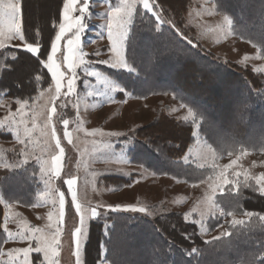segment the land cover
Returning <instances> with one entry per match:
<instances>
[{
	"label": "trees",
	"instance_id": "16d2710c",
	"mask_svg": "<svg viewBox=\"0 0 264 264\" xmlns=\"http://www.w3.org/2000/svg\"><path fill=\"white\" fill-rule=\"evenodd\" d=\"M214 1L219 11L232 18L236 34L258 45L264 54V0ZM62 3L55 0L41 16L40 12L30 11L28 0H22L25 42L42 44L40 57L45 61L61 19ZM150 3L151 11L138 4L129 28L125 56L131 69L96 64L122 86L117 98L124 100L127 94L141 98L173 94L193 110L201 130L209 134L208 139L220 153L224 152L222 147L228 151L264 149V73L249 64L223 58L198 41L197 28L188 19L194 0ZM7 51L0 70V92L11 99L32 102L51 85V74L24 48L9 47ZM18 71L22 73L20 80L16 77ZM0 138L11 139V135L0 132ZM125 139L131 143L127 155L134 164L187 182L208 177L210 168L196 169L182 162L194 142V123L171 115L165 106ZM26 169L15 170L14 174L0 171L3 195L10 199L22 195L23 199L27 186V201L33 200L34 183ZM139 176L108 174L101 177L99 185L119 189ZM15 180L23 188L14 190ZM238 190L229 188L218 196V203L226 208L231 203L235 213L264 215L263 193L250 187ZM4 215L0 203V236ZM222 218L210 220L211 229L221 225ZM226 225L227 235L206 240L198 224L182 211L162 208L152 216L101 213L90 222L83 264H99L103 259L110 264H264V220L253 215L244 223ZM2 241L0 238V245ZM38 256L32 254L34 264H41Z\"/></svg>",
	"mask_w": 264,
	"mask_h": 264
},
{
	"label": "rangeland",
	"instance_id": "374dc122",
	"mask_svg": "<svg viewBox=\"0 0 264 264\" xmlns=\"http://www.w3.org/2000/svg\"><path fill=\"white\" fill-rule=\"evenodd\" d=\"M9 2L15 3L14 0H4V3ZM54 2L55 0H28V6L30 11L40 12L42 16ZM120 3L121 0L90 1L84 18L86 26L81 33L86 63L77 69L75 90L71 95H66L67 89L64 87L61 89L62 94L59 98L53 100L55 82L52 80L51 85L40 91L32 102L26 101L24 116L27 127L33 129L30 136L25 135L23 125L17 127L12 122L13 114L20 112L17 103L20 100L8 98L0 92V121H5L0 127V132L11 135V139L0 138V171L14 174L15 170L28 167L26 173L34 183V198L30 200V203L26 196L27 186H25V195L19 191L23 194V199L21 195V198L17 196L12 198L13 200L3 195L0 188V201H2L0 203L7 211L3 222L5 221L8 232H12L10 229L18 225V230L12 233L25 231L26 228L41 229L44 232L54 231L57 227L58 200L63 194L65 218L59 225L62 233L58 249L59 256L56 258L58 264H77V260L79 264H83L84 245L88 239L90 222L101 213L113 211L141 213L149 216L162 208L182 211L187 219L198 224L203 238L211 240L221 237L222 233H228L227 223H233V220L246 221L249 217L246 216L247 212L235 213L231 203H227L228 208L218 203V196L229 188L234 192L243 187H250L262 193L260 188L264 185V182L259 185L256 183V179L264 176V149L228 151L222 147L221 150L224 152L220 153L215 144L208 139L209 134L201 130L200 121L195 118L193 110L173 94L160 93L144 98L127 94L124 100H118L117 94L123 91L122 86L97 65L131 69L125 56V44L136 7L141 2L140 0L135 2L133 16L128 24L124 40L123 56L128 64L127 68L111 66L115 63V57L109 51L110 41L107 38V14L111 7L118 6ZM225 17L231 21L230 26L225 23ZM188 19L189 23L197 28L196 37L205 48L223 58L240 64H249L256 71L264 73V54L260 47L236 34L232 18L219 11L214 0H194ZM40 24L43 25L42 18ZM65 44L66 40H62L61 51L54 59L62 65L61 70L66 73L64 81L66 84L70 74L63 63ZM24 45V41L18 37L4 42L0 47V53H3L0 56V70L4 65L5 57L9 54L7 48H22ZM97 50L99 55L96 54ZM84 70L95 71L99 73V77L88 76ZM20 75L22 76V73L18 71L16 77L19 80ZM164 106L171 115L194 123V142L182 162L196 169L210 168L205 180L183 181L170 175L153 172L142 165L132 163L128 158L127 151L131 143L125 138L136 128L154 119L160 108ZM53 107L56 108L55 114L51 113ZM49 115H52V120L46 126ZM33 118L35 124H33ZM19 119V115H15V120ZM65 119L69 121L67 129L63 125ZM41 129H45L49 134L47 144ZM52 130L56 133L54 139L50 135ZM65 131L69 132L70 137H65ZM111 133L118 135H110ZM216 133L219 131L217 130ZM56 140H59L60 147L64 149L59 176L51 171L52 157L60 155ZM43 161H49V164L43 166L42 170ZM4 164L10 167H4ZM221 172L224 173L223 178L219 177ZM114 173L127 176L133 173L142 175L130 185L119 189L99 185L102 176ZM68 179L76 180L73 190L77 193V202L96 208L99 212L94 217L89 215L84 222L83 235L79 238L78 258L75 255L77 250L75 229L80 227V223L72 203L71 191L66 183ZM223 179H226L227 183H223ZM12 182L15 184L17 180ZM23 186L15 184L14 190L17 191L18 187L23 188ZM7 192L10 195L11 190ZM209 196L212 197L211 203L214 205L211 210H209ZM228 197L229 195L226 198ZM115 206H120V210H117ZM127 206L143 208L145 211L126 210ZM40 210H42V221L34 218L39 215ZM49 213H52L51 219H49ZM215 216H222L223 222L211 229L210 220ZM0 238L3 240L0 245V253H3L0 255V264H21L23 253L16 250L24 248L31 249L29 261L33 264L32 254L38 253L35 251L34 238L7 240L6 231ZM8 242H13V245L9 247ZM38 255L37 258H41L42 264H47L43 252H39ZM99 264L110 263L103 259Z\"/></svg>",
	"mask_w": 264,
	"mask_h": 264
},
{
	"label": "snow or ice",
	"instance_id": "6c2138e0",
	"mask_svg": "<svg viewBox=\"0 0 264 264\" xmlns=\"http://www.w3.org/2000/svg\"><path fill=\"white\" fill-rule=\"evenodd\" d=\"M135 2L136 0H121V3L118 6L111 7L110 11L108 12V21H107V38L110 41V53L115 57V63L111 66L114 67H124L127 68L128 64L123 56V48H124V40L127 35L128 31V24L130 23L131 17L133 16V12L135 9ZM143 5V8L146 10H152V3L150 0H140ZM82 3V7L79 4ZM63 22L59 24V30L55 33L54 38L51 40L50 43V53L46 56V61L40 57V52L43 48L42 44H36L34 46L33 43H26L25 50L36 57L40 64L47 69V71L51 74L52 80L55 82V91L52 97L53 100L59 98L62 94L61 89L66 87L67 92L66 95H71L75 90L76 84V76H77V69L80 68L82 65L86 63L85 57L86 53L82 49V37L81 33L85 29L84 18L85 14L88 12L89 9V0H63ZM79 12L80 15L76 16L73 15L75 12ZM225 23L230 26L231 21L225 17ZM6 29V31H5ZM19 38L21 41L26 40L25 33L22 29V20H21V4L20 0H16L15 3L9 2L4 3V0H0V47L3 46L4 42L7 40H12L14 38ZM66 40V44L64 45V53L63 54V63L66 65L67 72L70 74L68 75L66 84L65 75L66 73L61 70L62 65L57 63V60L54 57L57 56V53L61 51V41ZM97 55H99V50H97ZM107 63V61H103ZM88 76L91 77H99V73L95 71H88L84 70ZM20 107V112L18 114H13L12 122L17 125V127L23 125V131L25 135L31 134L33 129H29L27 127V122L24 116V109L27 107V102L17 101ZM63 107V105H61ZM51 113H56V108L53 107L51 109ZM191 114V110H190ZM15 115H19L20 119L17 121L15 120ZM52 115L48 116L46 121V126L51 123ZM5 121H0V127L4 125ZM33 124H35V119L33 118ZM69 121L67 119L63 120V125L65 129ZM41 134L46 137V144H47V137L49 136L48 132L45 129H41ZM51 138L56 137L55 130L51 132ZM65 137H70L68 131L64 133ZM110 135H118L117 133H111ZM56 147L60 151V155L52 157L51 160V171L59 176L60 175V168H61V160L63 157L64 149L60 147L59 140H56ZM235 163V161H233ZM49 161L42 162V170L43 166H47ZM4 167H10V165L4 164ZM239 175V174H238ZM220 178L224 177V173L221 172L219 174ZM248 178L247 176L245 177ZM264 182V176L259 177L256 179V183L262 184ZM69 190L71 191L72 195V203L75 206V211L79 216V223L80 227L75 229L76 239V253L75 255L79 256V238L83 235V225L85 220L88 218L89 215L92 217L99 214L96 208H92L89 206H85L84 204L77 202V193L73 190V185L76 184L75 179H68L66 181ZM223 183H227L226 179H223ZM260 191L264 193V185L261 186ZM212 197H208L209 203V210H211L214 205L211 203ZM2 202V201H0ZM117 210H120V206H115ZM126 210L130 211H145L143 208H136L134 206H127ZM57 214V227L54 231L44 232L41 229L35 228H26L25 231H20L17 233L8 232V239L14 240L19 238L23 239H35L36 240V252H43L44 259L47 261V264H58V260L56 259L59 256L58 249L60 248V237L62 233V229L59 227L60 223L64 221L65 218V200L63 194L60 195L58 200V207L56 209ZM203 215V213H202ZM232 215V213H229ZM253 215L259 216L261 220H264V215H260L259 213H252L247 212L246 216L251 218ZM52 213H49V219H51ZM244 221L241 220H233V224H241ZM5 231L7 232V227L5 226ZM223 235H227V233H222ZM216 239H219L217 237ZM31 249L24 248V249H17L16 252L23 253V260L21 264H30L29 261V252ZM3 253H0L2 255ZM11 255V253H10ZM77 264L79 261L77 260Z\"/></svg>",
	"mask_w": 264,
	"mask_h": 264
},
{
	"label": "crops",
	"instance_id": "0c3cea01",
	"mask_svg": "<svg viewBox=\"0 0 264 264\" xmlns=\"http://www.w3.org/2000/svg\"><path fill=\"white\" fill-rule=\"evenodd\" d=\"M90 1L91 0H89V3H90ZM14 2H16V0H14ZM20 4H21V15H22V0H20ZM62 5H63V3H62ZM62 5H61V12H60V16H61V19H60V22H59V24L62 22V12H63V8H62ZM79 5H81V7L83 6L82 5V3H80ZM74 15H76V16H78L79 15V13L78 12H75L74 13ZM59 24H58V26H59ZM58 30H59V27H57V32H58ZM24 43H25V45L22 47V48H26V42L24 41ZM35 46V45H34ZM127 97V96H126ZM119 100V99H118ZM142 175V174H141ZM6 209H5V214H6ZM42 210H40V211H38V216H35L34 218H38V219H40V220H38V221H42ZM16 223H18V222H16ZM11 228V227H10ZM3 230L5 231V221L3 222ZM12 232L13 231H15V230H18V225H16L15 227H13V228H11L10 229ZM7 234H8V229H7ZM7 240H9V239H7ZM13 245V242H8V246L10 247V246H12ZM32 262H33V259H32ZM33 264H34V262H33ZM41 264H42V262H41Z\"/></svg>",
	"mask_w": 264,
	"mask_h": 264
}]
</instances>
